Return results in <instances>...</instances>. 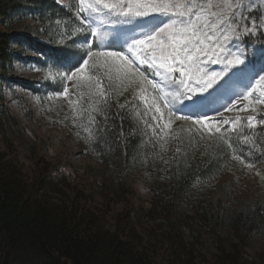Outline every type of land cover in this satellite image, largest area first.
Returning <instances> with one entry per match:
<instances>
[{
	"label": "trees",
	"instance_id": "trees-1",
	"mask_svg": "<svg viewBox=\"0 0 264 264\" xmlns=\"http://www.w3.org/2000/svg\"><path fill=\"white\" fill-rule=\"evenodd\" d=\"M78 26L76 15L55 0H0V70L9 71L27 51L40 57L42 67L74 70L75 43L87 34L76 31ZM105 92V103L92 102L99 111H91L93 105L79 110L76 128L86 154L103 167L107 180L110 172L121 178L139 167L153 173L158 184L151 188V207L132 219L127 210L112 231L80 199H53L45 174L26 179L0 148V264H165L167 259L208 264L199 251L207 250L208 242L216 249L211 264H242V252L255 238L263 242L259 260L264 264V191L229 212L197 189L222 176L234 154L244 164L264 165V123L249 128L242 119L225 137L208 141L178 129L176 146L164 161L131 105ZM143 230L149 232L148 241L139 233ZM221 230L239 247L223 245Z\"/></svg>",
	"mask_w": 264,
	"mask_h": 264
},
{
	"label": "rangeland",
	"instance_id": "rangeland-1",
	"mask_svg": "<svg viewBox=\"0 0 264 264\" xmlns=\"http://www.w3.org/2000/svg\"><path fill=\"white\" fill-rule=\"evenodd\" d=\"M76 12L77 2L70 0H58ZM264 0H256L246 16H252L257 22H264ZM85 17L86 13H81ZM145 23H151L149 19H139L135 24L105 25L102 31L108 33L104 41H98L92 37L81 44V51L85 53L89 46L93 51H125L121 48L119 34L126 33L129 36L140 33V27ZM244 38V37H243ZM242 38V40H243ZM247 45V46H245ZM240 50L245 54V64L232 68L223 79L204 93H188L192 100L171 101L168 107H164L162 101H158L164 117L155 111L152 105V97L156 95L150 85L145 83L142 93L139 87L132 86L124 90L123 86L113 79L109 81L103 68L96 69L100 77V87L112 92L116 101L131 102L136 114L140 117L149 131L152 147L155 152L167 161L176 146V132L178 129H187L188 134H197V138L208 141L216 133H209L202 125H195L193 121L209 118V122L229 120L227 125H221V132L231 130V122L237 117L255 118L264 115V104H248L241 101L236 104L237 96L244 92L257 74H264V36L258 30L251 37L248 44H241ZM25 58H35L33 53H25ZM87 57L85 56L84 59ZM36 59V58H35ZM92 61H89L91 64ZM141 71L154 81L159 77L154 75L152 69L146 65H139ZM209 71L222 72L220 64H205ZM91 75V73H89ZM58 73L51 69L41 70L35 63L15 61L14 68L7 73L0 70V148L9 155L22 170L28 180H34L37 176L45 174V180L50 188L51 197L56 201H66L76 197L81 204L93 212L104 227L114 231L120 216L130 210L128 217L131 219L139 210H148L153 202L151 188L158 184L157 178L145 167L124 171L121 178L109 173V180L103 177V167L91 156L85 154L83 140L75 126L78 121V104L93 105L92 102L99 99L95 88L96 78L92 81H62L57 78ZM48 79L58 81L59 88L68 87L69 93L65 97L54 92L43 91L42 97L34 98L30 90H26L24 83L45 82ZM195 87V85H193ZM37 87V86H36ZM94 93L89 95V93ZM257 93L253 94L255 97ZM196 101L203 102L199 109L191 108V112H184L186 105L190 106ZM226 107H232L231 112L225 111ZM176 116H187L188 120L175 119L169 122L168 109ZM246 109V110H241ZM253 109H255L253 111ZM156 119H153V117ZM169 124L168 127H164ZM153 165H150L151 169ZM198 191L211 204H219L229 212L252 203L264 191V166L247 167L238 159H232L224 175L212 182L201 185ZM201 195V196H202ZM186 210L185 207L181 208ZM145 240H149V232H139ZM224 238L223 245L232 248L239 247V243L227 231H220ZM207 250H199L208 264H211V253L215 248L208 242ZM263 242L259 239H251L242 252V264H260L259 258ZM242 251V250H241ZM159 259H157L158 261ZM165 264H172L173 260H166Z\"/></svg>",
	"mask_w": 264,
	"mask_h": 264
},
{
	"label": "snow or ice",
	"instance_id": "snow-or-ice-1",
	"mask_svg": "<svg viewBox=\"0 0 264 264\" xmlns=\"http://www.w3.org/2000/svg\"><path fill=\"white\" fill-rule=\"evenodd\" d=\"M255 4L256 0H77L76 17L80 26L76 31L88 32L92 38L101 42L108 35L102 31L105 25L135 24L137 20L146 18L151 23L141 25L143 30L138 34H119L120 46L126 47V52L93 51L89 46L84 53L87 58H82L75 71L58 75L62 81H92L95 77L96 94L100 97L95 101L96 104L105 103L107 96L100 87V77L96 73L98 68H103L109 81L115 79L124 90L132 86L139 87L141 99L144 98L142 93L146 83L156 93L152 97V105L163 118L164 113L158 101L168 107L169 97L171 101L192 100L188 93L206 92L232 68L245 64V54L240 50L244 43L242 38L250 39L258 30L264 36V22L258 23L255 17L245 15ZM81 13H86V16L81 18ZM260 16L264 17V13H260ZM89 61L92 63L89 64ZM208 63L222 65L223 71L207 70L204 65ZM139 65L152 69L159 81L149 79ZM68 93V87L64 86L59 94L67 97ZM254 93H257L255 97ZM241 101H248L249 105L264 104V74L252 78L247 89L237 96L236 104ZM202 106L201 101L186 105L193 109ZM232 110V107L225 108L227 112ZM91 111L99 109L93 105ZM167 115L169 122L173 117L189 119L187 116H176L171 108ZM93 119L89 117V123ZM254 121V117H247L246 126L253 127ZM229 123L227 119L209 122L207 116L193 121V124L202 125L209 133L213 130L220 133L221 138L228 131L221 132V125ZM238 123L239 117L231 122L229 130H235ZM260 123H264V120ZM224 142L228 144V140ZM228 146L231 147V144ZM233 159L240 160L241 157L233 155ZM252 166L251 162L247 164V167Z\"/></svg>",
	"mask_w": 264,
	"mask_h": 264
},
{
	"label": "bare ground",
	"instance_id": "bare-ground-1",
	"mask_svg": "<svg viewBox=\"0 0 264 264\" xmlns=\"http://www.w3.org/2000/svg\"><path fill=\"white\" fill-rule=\"evenodd\" d=\"M6 27V26H5ZM138 167V166H137Z\"/></svg>",
	"mask_w": 264,
	"mask_h": 264
}]
</instances>
